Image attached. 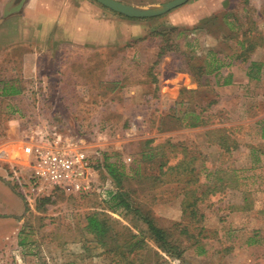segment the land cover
<instances>
[{
  "label": "rangeland",
  "instance_id": "374dc122",
  "mask_svg": "<svg viewBox=\"0 0 264 264\" xmlns=\"http://www.w3.org/2000/svg\"><path fill=\"white\" fill-rule=\"evenodd\" d=\"M50 1L53 5L56 0ZM68 1L83 6L91 3L98 7L100 20H113L114 32H108L113 44H101L107 33L99 29L100 45L59 46L70 38L59 32L53 35L52 31V52L44 54L45 48L37 46L35 53L42 58L32 63L31 78L19 82L24 84L23 89L43 81L50 93L49 113L63 131L80 139L88 151H98L109 163L118 165L123 174L120 186L105 169L99 171L100 181L128 192L131 210L126 216L113 213L106 201L95 194L57 192L29 202L19 184L27 181V169L11 159L0 160V177L16 192L0 188L1 210H20V196L27 212L21 230L8 236L7 244L0 248V264H115L110 249L116 248V243L110 242L107 248L99 246L86 229L87 217L104 216L117 223L121 231L126 226L130 232L142 233L146 226L141 217L150 213L159 226L172 229L182 220L183 186L178 182L162 184L154 177L159 175L161 161L170 157L176 163L188 152L197 156V174L202 184L211 182V172L222 166L236 170L238 187L210 195L202 204L203 225L209 231L205 254L200 255L192 247L176 258L150 240L145 258L172 264H264V77L250 80L248 64L242 63L239 56L244 49L239 43L244 42L246 48L251 42L255 46L247 55L264 61V0H250L247 5L244 0H190L169 13L146 19L122 16L94 0ZM118 1L148 6L171 0ZM25 2L12 0L8 13ZM225 15L234 30L225 24ZM174 28H185L187 39H170V45L175 42L177 46L174 44L158 59L163 37L157 33L173 37ZM38 31L42 34V30ZM2 35L5 34L0 32V39ZM6 50L0 46V59H4L0 61V81L11 85V79L18 77L1 78L3 72L17 74L20 69ZM3 52L8 54L4 56ZM213 53L226 64L217 78L212 75L209 81L196 80L180 72L188 58H196L199 64L210 61ZM228 75L232 77L230 85L216 84ZM182 90L195 93L181 95ZM212 99L217 103L206 111L211 115L209 126H183L181 119L189 107L207 108ZM4 101L0 97L1 120L32 113L28 104L29 109L16 110L14 114ZM22 101L28 103L26 97ZM215 128H228L236 137L239 146L231 155H223L217 145L209 143L206 132ZM15 133L10 130V135ZM148 140L154 141L152 145L169 142L176 148L169 157L162 158L159 148L155 159L143 160ZM0 147L11 150L10 145ZM244 191L250 195L252 209L233 211L234 205L244 203ZM43 198L47 200L42 202ZM137 209L141 217L136 215ZM250 239L257 242L251 244Z\"/></svg>",
  "mask_w": 264,
  "mask_h": 264
},
{
  "label": "trees",
  "instance_id": "16d2710c",
  "mask_svg": "<svg viewBox=\"0 0 264 264\" xmlns=\"http://www.w3.org/2000/svg\"><path fill=\"white\" fill-rule=\"evenodd\" d=\"M249 1L250 0H244V4H249ZM223 19L229 29H235L233 24L228 20L227 15H225ZM172 30L176 32V35L173 37H169V35L167 36L165 33H157L159 36L163 37V44L158 53V59H161L174 44H176L174 42L172 43L173 45H170V39L173 38L174 40H178L183 34L179 29L174 28ZM244 35L247 36V32L244 33ZM239 44L244 48L239 56L242 58V63L248 64V78L256 81L262 80L264 77V61L254 60L251 58V55H247V51L253 52L255 45L250 42V45L245 48L244 42H240ZM195 59L194 57L192 59L188 58L187 61H185V68L196 77V80L209 81V77L212 75L217 78L221 70L226 66L222 59L216 57L214 53L208 62L204 60L198 64ZM157 63L158 61L156 64ZM231 79V75H228L224 78L222 83L216 81V84L227 86L232 83ZM26 89L25 87L21 90L20 96L22 98L25 97L24 92ZM185 92L195 93L194 91L182 90L181 95ZM8 94L14 96L16 93L10 92ZM215 103H217V99L210 100L207 108L199 106H195L194 108L189 107L184 113V117L181 119L182 124H184L183 126L186 128L209 126L211 115L207 114L206 111ZM26 118L27 116L23 118V129L27 128ZM206 135L209 143L217 145L223 155H231L238 149V141L228 128L209 129ZM153 142V140L146 141L147 151L143 152V160L155 159V157L159 155V153L155 151L159 148L162 149V158L169 157V154L171 155V152H174V148H176L174 144L169 142L152 145ZM166 146H168L169 149H166ZM166 150H170V153L165 152ZM104 158V165L101 169H105L116 185L120 186L123 174L119 172L120 169L118 165L109 163L108 158L105 156ZM169 158H166L165 161H161L159 175L155 176L154 179L162 184L178 182L183 186V197L181 201L182 220L173 224L172 229L159 226L150 213H143L144 215H141V217L140 214H142V212L140 209H137L135 213L142 218L146 226L142 233L130 232L126 226H123L125 229L121 227V231L117 223L104 216L101 217L100 215L94 214L87 217L86 229L90 232L93 236V240L99 246L107 248L110 242L116 243V248L110 249L114 253L113 261L115 264H172L162 262L159 258L151 260L145 258L149 253L148 248L150 240L157 248H160L162 251L176 258L181 257L186 249L192 247L196 248L200 255L207 252L205 249V240L209 238V231L203 225L204 215L202 213V204L210 195L224 193L228 189H236L239 182L236 170L231 167L224 168L219 166L215 171L211 172V182L202 184L197 174L196 155L190 152L184 153V156L176 163L171 162ZM137 168H139V166H137ZM46 200V198H43L41 201L45 202ZM106 203L113 213H121L126 216L131 210L129 193L119 188L110 195ZM234 207H236V209H232L233 211H249L252 209V200L247 191H244V203L241 206L234 205ZM256 242L255 239H250L249 243L253 244Z\"/></svg>",
  "mask_w": 264,
  "mask_h": 264
},
{
  "label": "crops",
  "instance_id": "0c3cea01",
  "mask_svg": "<svg viewBox=\"0 0 264 264\" xmlns=\"http://www.w3.org/2000/svg\"><path fill=\"white\" fill-rule=\"evenodd\" d=\"M11 1L12 0H0V32L5 34L4 36L2 35L0 39V46L8 48L6 51L10 52V56L13 57L10 59L11 62H16L19 65L20 70H17V74L20 73V75L12 72H3L5 75L1 78L11 79L17 76L18 79H11V85L7 84L6 81H0V94L2 95L0 97L5 99L4 105L7 104L9 108L12 109V113L15 114L18 110L29 109L20 96L24 84L19 82V80L22 78H31L33 72L31 70L33 69L32 63L34 65L42 58V56L40 57V55L38 56L35 53L37 46L42 45L45 48L44 54H50L52 52L50 47L55 43L51 41L52 31L53 35L55 32H59L70 38L69 40L67 39L65 43L63 41L60 42L59 46L76 47L77 45H100L97 36L99 35V29H103L102 32L107 33V37L101 44L109 45L110 43L113 44V41L108 37V32L109 29H112L111 33L114 32V23L111 19L100 20L97 14L99 10L98 7H94L91 3H87L83 6L82 4L76 5L68 0H56L52 5V1L50 0H26L25 4L16 6V8H11L10 13H8ZM54 3H56V5H54ZM8 17L9 21H7ZM8 22L13 23V26H8ZM178 29L183 32L182 36L187 39L188 36L184 31L186 29ZM36 30H42V34H40L39 31L36 32ZM41 36L43 38L39 39ZM143 47H147V42L143 44ZM3 53L4 56L8 54H5V52ZM1 60H4L3 57L0 61ZM180 72L192 76V73L187 71L185 67ZM12 83L15 85L13 86ZM20 83L22 85L21 87ZM10 92L16 94L14 96L12 94L9 95L8 93ZM6 98L12 102L8 100V103ZM23 125L24 120L21 116H11L8 121L4 119L1 120L0 118V146L10 145L11 148H14L20 145L22 136L24 135ZM12 129L16 131L14 136L10 135V130ZM2 130H4L6 134L1 133L3 132ZM2 148L5 147H0V149ZM0 188H3L11 194H16L4 178L1 177ZM19 198L21 199L22 208L18 211H3L0 205L1 249L7 244L6 239L8 236L12 233L17 234V232L21 230L24 215L27 212L25 201L20 196Z\"/></svg>",
  "mask_w": 264,
  "mask_h": 264
},
{
  "label": "built area",
  "instance_id": "2783aa9c",
  "mask_svg": "<svg viewBox=\"0 0 264 264\" xmlns=\"http://www.w3.org/2000/svg\"><path fill=\"white\" fill-rule=\"evenodd\" d=\"M24 94L32 109L26 118L27 128L20 145L11 150L0 149V160L11 159L27 169V181H19L27 201L57 192L95 194L107 201L116 189L100 181L99 171L105 158L98 151H88L80 139L57 124L49 113L50 93L43 81L27 88Z\"/></svg>",
  "mask_w": 264,
  "mask_h": 264
},
{
  "label": "water",
  "instance_id": "95a60500",
  "mask_svg": "<svg viewBox=\"0 0 264 264\" xmlns=\"http://www.w3.org/2000/svg\"><path fill=\"white\" fill-rule=\"evenodd\" d=\"M115 13L137 19L153 18L187 4L190 0H171L163 4L132 6L118 0H94Z\"/></svg>",
  "mask_w": 264,
  "mask_h": 264
}]
</instances>
